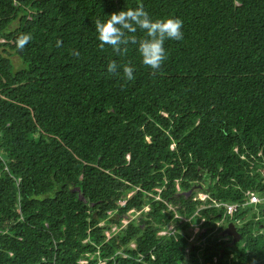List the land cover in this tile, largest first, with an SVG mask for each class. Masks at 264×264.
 Segmentation results:
<instances>
[{
    "label": "trees",
    "instance_id": "1",
    "mask_svg": "<svg viewBox=\"0 0 264 264\" xmlns=\"http://www.w3.org/2000/svg\"><path fill=\"white\" fill-rule=\"evenodd\" d=\"M140 6L183 22L155 72L96 39ZM261 163L264 0H0V264H264V203L190 240L223 216L196 195L242 204Z\"/></svg>",
    "mask_w": 264,
    "mask_h": 264
},
{
    "label": "clouds",
    "instance_id": "2",
    "mask_svg": "<svg viewBox=\"0 0 264 264\" xmlns=\"http://www.w3.org/2000/svg\"><path fill=\"white\" fill-rule=\"evenodd\" d=\"M107 16V20L97 19L95 21V33L96 39L98 41V47L103 50L106 46H108L113 50V52L119 54L120 56H125L129 49L132 48L135 50L140 63L153 72L159 70L167 58L165 42L180 41L184 37V33L182 31L183 22L179 18L162 17L153 19L143 8V6L130 8L127 10H120ZM138 31L144 33V38H137L135 34ZM32 39L33 37L30 33H22L16 40V47L22 50ZM60 43V41H57V46H59ZM73 54L76 56L79 55V53L75 51ZM106 71L109 74L116 75H120L122 71L123 78L129 82L135 79V68L130 64L121 66L118 65L115 60H113L107 64ZM123 204L124 202L121 201L120 205L122 206ZM145 210H148V207H146ZM232 217L229 218L222 216V219L219 222H216L219 223L217 230L215 229V224V227L212 229V231L217 233L219 228H221L224 223H227L228 220H231ZM123 223L126 224V221L123 220ZM240 223L241 222L236 221L235 225L232 223L229 224H232L236 229V225H239ZM169 225H173L176 229L175 224L171 223ZM201 228L205 227L201 226ZM206 229L208 230V228ZM225 229L222 232H224ZM207 230L203 233H207ZM220 235L221 236L219 237L223 241H228L230 238L232 239V237L227 234ZM207 236L209 235L207 234ZM192 239L190 237V240ZM131 247L133 248L134 246L131 245Z\"/></svg>",
    "mask_w": 264,
    "mask_h": 264
},
{
    "label": "built area",
    "instance_id": "3",
    "mask_svg": "<svg viewBox=\"0 0 264 264\" xmlns=\"http://www.w3.org/2000/svg\"><path fill=\"white\" fill-rule=\"evenodd\" d=\"M240 159H245V154L240 155ZM250 167L252 168L253 163H250ZM257 172L260 174V182L264 184V163H261V166L257 167L256 169ZM201 193L197 194L194 200H197L201 202L202 204L198 207L194 215H198L199 211L201 209H205L208 207H213L217 210H222L223 211V217H229L231 218L239 208L242 206H247V205H258L260 203H264V194L261 192H255L253 190H247L244 192V202L242 204L240 203H226L222 201H217L214 199H211L207 194L203 193L202 196L200 195ZM210 202L209 204H207ZM203 218L200 219L199 223L195 226L200 227L204 223ZM184 223H189L190 219H183ZM194 226V225H193ZM219 226V223H216V230L217 227ZM176 232L175 227L173 225H169L166 230H162L159 232V235H166V236H172ZM203 232L196 231L193 232V235L191 236L194 237L197 234H201Z\"/></svg>",
    "mask_w": 264,
    "mask_h": 264
},
{
    "label": "rangeland",
    "instance_id": "4",
    "mask_svg": "<svg viewBox=\"0 0 264 264\" xmlns=\"http://www.w3.org/2000/svg\"><path fill=\"white\" fill-rule=\"evenodd\" d=\"M13 61L15 62V64H17V60L15 58H13ZM251 190V189H249ZM254 191V190H253ZM190 191H187L186 194L188 195ZM256 192V191H255ZM264 192V191H263ZM203 193H201L200 195L202 196ZM122 204V203H121ZM261 205H253V206H242L240 209L245 212L247 215H249L250 213H254L256 214V217H258V215L261 213L260 211V207ZM261 215V214H260ZM264 218V217H263ZM230 221H227V223H220V224H223L220 231H219V234L218 233H213L212 231V227H209L208 230L206 228H200V227H197V226H193L192 228V233L193 232H196V231H200V232H206L207 230V234L208 235H215V234H218L219 236H221L220 234H224V232H222L228 225H229ZM236 229L238 230V228L236 227ZM222 232V233H221ZM109 235V234H107ZM193 235V234H192ZM191 235V236H192Z\"/></svg>",
    "mask_w": 264,
    "mask_h": 264
},
{
    "label": "water",
    "instance_id": "5",
    "mask_svg": "<svg viewBox=\"0 0 264 264\" xmlns=\"http://www.w3.org/2000/svg\"><path fill=\"white\" fill-rule=\"evenodd\" d=\"M192 190H190L189 194H191ZM224 234L229 235L232 237L233 242H238L240 239V235L237 233L235 227L232 224H229L228 227L225 229Z\"/></svg>",
    "mask_w": 264,
    "mask_h": 264
}]
</instances>
